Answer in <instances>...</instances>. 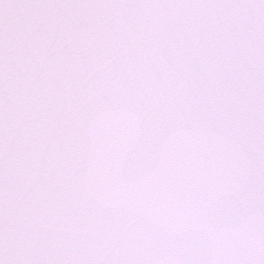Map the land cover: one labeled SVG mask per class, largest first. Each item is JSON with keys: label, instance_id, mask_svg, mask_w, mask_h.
Returning a JSON list of instances; mask_svg holds the SVG:
<instances>
[{"label": "snow or ice", "instance_id": "1", "mask_svg": "<svg viewBox=\"0 0 264 264\" xmlns=\"http://www.w3.org/2000/svg\"><path fill=\"white\" fill-rule=\"evenodd\" d=\"M0 264H264V0H0Z\"/></svg>", "mask_w": 264, "mask_h": 264}]
</instances>
